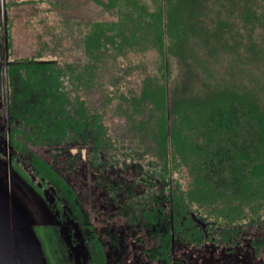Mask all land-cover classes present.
Segmentation results:
<instances>
[{"label": "trees", "instance_id": "trees-1", "mask_svg": "<svg viewBox=\"0 0 264 264\" xmlns=\"http://www.w3.org/2000/svg\"><path fill=\"white\" fill-rule=\"evenodd\" d=\"M42 1L58 7L47 56L14 58L9 24L3 25L0 116L6 129L0 145L9 150L13 170L47 204L57 228H73L69 241L49 234L45 252L53 264H82V258L84 264H107V245L54 160H42L31 146L68 152V172L79 160L78 152L70 157L72 150L84 152L86 167L101 176L135 168L134 188L125 190L117 208L126 224L155 240L145 252L155 264H173V246L229 248L242 238L257 256L264 240L248 230L264 226V99L257 87L241 89L229 72L215 68L241 51L249 62L264 63V0H149V6L145 0H87L112 19L74 20L83 40L75 58L62 54L64 29L68 37L77 31L61 13L69 4L33 2ZM254 31L261 33L258 50ZM148 50L158 53L160 76L144 78L138 93L120 92L112 73L118 58ZM100 65L103 76L110 72L97 85L102 110L118 95L115 117L75 94L96 84ZM121 118L125 123L116 131L113 120ZM111 184L105 191L116 202L120 186Z\"/></svg>", "mask_w": 264, "mask_h": 264}, {"label": "rangeland", "instance_id": "rangeland-1", "mask_svg": "<svg viewBox=\"0 0 264 264\" xmlns=\"http://www.w3.org/2000/svg\"><path fill=\"white\" fill-rule=\"evenodd\" d=\"M34 0H0V55L4 56L5 40L3 37V25L8 23L11 36V50L16 59L36 56V54L47 56L45 54L51 49L53 33L58 26V18L53 14L58 7H53L42 1L34 3ZM51 3L60 2V4H69L64 6V16L72 19L71 28L77 22H89L95 20L112 19L105 14L95 3L87 0H48ZM64 2V3H63ZM79 2V3H78ZM146 6L150 5L149 0L144 1ZM68 8V9H67ZM75 30L77 29L74 27ZM71 31V30H70ZM59 32V31H58ZM76 32H70L68 37L64 29L63 41L65 43L66 57L75 58L82 51V36ZM252 42L258 50L262 47L261 33L254 31L252 33ZM247 36V35H245ZM50 43L49 47L44 46V42ZM82 43V44H81ZM47 49H46V48ZM61 51L60 49L58 52ZM57 53V51H56ZM3 54V55H2ZM238 55H227L221 60V64L216 66V73L229 72L232 75V81L239 84L241 89H256L260 98L264 99V63H255L245 59L243 52ZM242 56V58H241ZM42 58V57H41ZM47 60V59H40ZM62 62V58H58ZM159 56L154 50H148L140 53H131L125 57L118 58L113 66L112 73L121 81L120 92L128 93L139 92L141 82L147 76L157 75L159 77ZM113 65V64H112ZM111 65V66H112ZM101 72L95 77L96 84L89 90H79L77 94L82 100H86L95 105L100 111L103 108L102 88L98 87L101 80L107 81L110 72L107 70L104 76ZM173 79L177 73L173 68ZM105 77V78H101ZM227 77V76H226ZM229 78V77H228ZM118 95L114 97L111 104L104 105L107 117H115L113 113L115 102ZM4 118L5 115L3 114ZM0 116V137L5 128L6 122ZM2 119V120H1ZM124 118L118 122L116 131H120L123 126ZM31 146V145H30ZM29 146V148H30ZM32 151L44 161H53V165L66 177L71 186L77 190L82 199L87 218L92 221V226L96 230L103 242L107 245L106 255L107 264H155L149 261L145 252L152 249L155 240H152L148 233L142 228H131V224L124 222V216L119 214L118 206L122 205L125 196V190L134 188L132 185L136 169L126 166L123 171H119L115 176L112 170L106 171L103 176L99 171L86 167V159L78 150H70V157L77 154L79 160L73 164V169L66 171L72 163L68 158V152L57 155V151L48 148H33ZM9 150L0 145V264H53V260L47 256L49 249V234L55 232L60 237H65L68 241L72 239L70 234L73 228H64L60 226L51 214L44 200L39 197L32 188L22 179V177L13 170L10 165ZM68 159V161H66ZM72 160V159H71ZM101 178L107 177L108 182L100 183ZM100 178V179H99ZM179 179V178H178ZM104 181V180H103ZM117 182L120 186L116 202L111 201L106 193V186L112 185L111 182ZM122 191V192H121ZM105 211V212H104ZM106 213V215H103ZM128 225V226H127ZM61 232H60V231ZM249 235L263 238L264 226L260 229H250ZM70 232V233H69ZM120 239V243L116 240ZM60 239V238H59ZM58 239V240H59ZM54 243H56L54 241ZM53 243V244H54ZM67 244V243H66ZM68 245V244H67ZM209 246V247H208ZM179 248V249H178ZM224 245L216 247L206 245L203 250H195L183 246H173V264H264V247L259 251L257 257L250 252L248 238L239 240L237 246L227 248ZM195 250V251H194ZM81 259L82 264H84ZM62 264H76L64 261Z\"/></svg>", "mask_w": 264, "mask_h": 264}, {"label": "flooded vegetation", "instance_id": "flooded-vegetation-1", "mask_svg": "<svg viewBox=\"0 0 264 264\" xmlns=\"http://www.w3.org/2000/svg\"><path fill=\"white\" fill-rule=\"evenodd\" d=\"M4 99H5V106H3L5 109L7 108L6 106H7V104H6V97H4ZM5 113H6V110H5ZM48 196H49V194L48 193H46ZM49 198H51L50 196H49ZM51 200H53L52 198H51ZM52 202V201H51ZM260 251V250H259ZM258 254H259V252H258ZM258 254H257V256H258ZM257 256H252L253 257V260L255 259L254 257H257Z\"/></svg>", "mask_w": 264, "mask_h": 264}]
</instances>
